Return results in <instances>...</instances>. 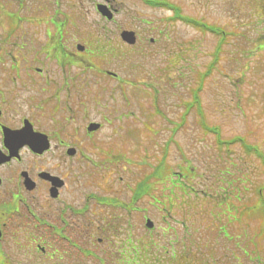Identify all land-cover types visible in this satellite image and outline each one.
Returning a JSON list of instances; mask_svg holds the SVG:
<instances>
[{
    "label": "rangeland",
    "instance_id": "374dc122",
    "mask_svg": "<svg viewBox=\"0 0 264 264\" xmlns=\"http://www.w3.org/2000/svg\"><path fill=\"white\" fill-rule=\"evenodd\" d=\"M103 1L90 0L81 27L104 56L93 65L123 76L118 82L107 75V88L124 119L103 131L122 158L113 183L91 181L105 197L92 206L88 264H249L245 256L264 264V0H110L112 20L96 8ZM160 1L166 5L152 4ZM123 30L136 34L133 47L123 44ZM161 166L188 173L192 193L179 200L169 188L174 171L155 178ZM142 180L152 189L135 198ZM222 188L234 191L230 220L216 206ZM134 201L138 213L126 208ZM168 212L175 232L166 230ZM245 242L257 251L244 249Z\"/></svg>",
    "mask_w": 264,
    "mask_h": 264
},
{
    "label": "flooded vegetation",
    "instance_id": "af4514ba",
    "mask_svg": "<svg viewBox=\"0 0 264 264\" xmlns=\"http://www.w3.org/2000/svg\"><path fill=\"white\" fill-rule=\"evenodd\" d=\"M110 2L102 4L116 12ZM89 4L0 0L2 264L89 263L92 206L101 205L99 197H105L99 194L104 188H92L91 181L104 177L113 183L122 158L109 147L112 137L103 131L124 119L119 101L107 88V75L118 82L123 76L91 61L104 56L92 53L91 32L81 27ZM77 43L85 49L75 50ZM92 124L99 127L92 129ZM124 133L134 136L131 130ZM103 168L112 170L103 174ZM186 177L181 168L170 177L180 196ZM79 185L80 191L73 193ZM133 203L126 208L138 213ZM142 217L151 218L148 213Z\"/></svg>",
    "mask_w": 264,
    "mask_h": 264
},
{
    "label": "trees",
    "instance_id": "16d2710c",
    "mask_svg": "<svg viewBox=\"0 0 264 264\" xmlns=\"http://www.w3.org/2000/svg\"><path fill=\"white\" fill-rule=\"evenodd\" d=\"M262 47L264 46V42H262ZM218 51H219V48H218V50H217V52L216 53H218ZM219 55V54H218ZM196 100H195V102L196 103H199V96L197 95V93H196ZM237 140H240L241 142L243 141V139H241V138H238ZM169 171V167H167V169L166 170H164L163 169V167L161 166V167H159V168H157L156 170H155V173H154V176H155V178H157L158 176H160V174L161 173H163L164 171ZM147 185V184H146ZM152 188H151V185L149 184V185H147V186H142V187H140L139 188V193L141 192V190H143V192L145 193L147 190L148 191H150ZM189 193V191L187 192V195H189L188 194ZM218 194L220 195V197H218ZM234 196V191L233 190H231V191H227L226 189H224V188H222V192H219V191H217L216 192V197L219 199V201L217 200V198H215V201L217 202H215L216 203V206H218V207H220L222 210L223 209H225V210H227V219L228 220H230L231 219V217H230V213H231V210H232V208L230 207V205L228 204L229 202H231V198ZM261 202H262V204L264 205V203H263V201L262 200H260ZM214 202V201H213ZM214 203V204H215ZM246 214H248V213H244V216L246 215ZM228 215H229V217H228ZM263 217H264V215H263ZM232 219H234V218H232ZM251 241V240H250ZM246 243V242H245ZM244 246V249H246V250H250V252L251 251H257V247L255 246V245H253V244H248V243H246V244H244L243 245ZM259 249V248H258ZM245 250V251H246ZM249 258V257H248ZM173 264V263H172Z\"/></svg>",
    "mask_w": 264,
    "mask_h": 264
},
{
    "label": "water",
    "instance_id": "95a60500",
    "mask_svg": "<svg viewBox=\"0 0 264 264\" xmlns=\"http://www.w3.org/2000/svg\"><path fill=\"white\" fill-rule=\"evenodd\" d=\"M100 10H101V12L104 14V15H106L109 19H111L112 18V14H110L107 10H106V7H100ZM122 36H123V38L127 41V42H129V43H135L136 42V37H135V35H134V33L133 32H130V31H124L123 33H122ZM147 225L149 226V227H152L153 226V224H152V222L149 220L148 222H147Z\"/></svg>",
    "mask_w": 264,
    "mask_h": 264
}]
</instances>
